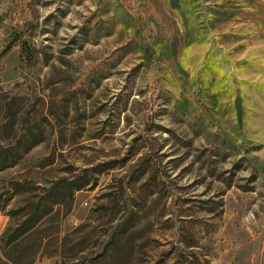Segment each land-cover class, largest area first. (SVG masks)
<instances>
[{"label": "rangeland", "instance_id": "374dc122", "mask_svg": "<svg viewBox=\"0 0 264 264\" xmlns=\"http://www.w3.org/2000/svg\"><path fill=\"white\" fill-rule=\"evenodd\" d=\"M3 95L0 264H264V0H0Z\"/></svg>", "mask_w": 264, "mask_h": 264}, {"label": "trees", "instance_id": "16d2710c", "mask_svg": "<svg viewBox=\"0 0 264 264\" xmlns=\"http://www.w3.org/2000/svg\"><path fill=\"white\" fill-rule=\"evenodd\" d=\"M14 45H16V41L11 42L8 45L7 50L10 51ZM20 48H21V59L23 61H26V63L28 64L33 63L34 51L31 45L29 44V42L28 41L21 42ZM3 96L4 97L0 96V105L2 104L1 99L2 98L4 99L6 95H3ZM5 99L8 100V98H5ZM15 116L16 115H14V117ZM9 118H12V116H10ZM20 129L21 128L16 129L14 123H5L3 126L0 127V133L2 132L17 133L20 131ZM22 130L24 131L26 129L23 128ZM38 144L39 143H30L28 140H23V139L17 140L14 142L9 141V139H5V140L0 139V172L17 167L20 164L23 158V155L26 154L30 149H32ZM90 184H91L90 180H85V179H80V178L77 180L71 181L63 187L65 192L68 194V196L67 194L65 196H67L69 199V202L72 203L75 193L83 190ZM2 212L3 211L0 208V214ZM28 231L27 230L24 231L22 235H24L25 232H28ZM6 239H7V233H4L1 238L2 247L3 245L9 246L10 240L6 241ZM14 240H17V239H13L12 242H14Z\"/></svg>", "mask_w": 264, "mask_h": 264}]
</instances>
